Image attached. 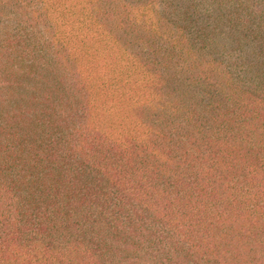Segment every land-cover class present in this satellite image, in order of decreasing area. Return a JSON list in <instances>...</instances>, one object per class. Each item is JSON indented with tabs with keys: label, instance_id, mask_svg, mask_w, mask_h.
Segmentation results:
<instances>
[{
	"label": "trees",
	"instance_id": "obj_1",
	"mask_svg": "<svg viewBox=\"0 0 264 264\" xmlns=\"http://www.w3.org/2000/svg\"><path fill=\"white\" fill-rule=\"evenodd\" d=\"M0 264H264V0H0Z\"/></svg>",
	"mask_w": 264,
	"mask_h": 264
}]
</instances>
